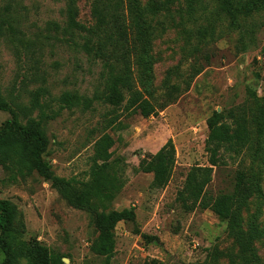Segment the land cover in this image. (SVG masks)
Returning <instances> with one entry per match:
<instances>
[{"label":"rangeland","instance_id":"obj_1","mask_svg":"<svg viewBox=\"0 0 264 264\" xmlns=\"http://www.w3.org/2000/svg\"><path fill=\"white\" fill-rule=\"evenodd\" d=\"M78 8V21L92 25L88 1L79 0ZM64 10V0H0V94L11 105H34L31 117L44 113L48 143L43 158L59 177L85 183L96 141L104 135L111 138L115 168L109 172L118 177L121 188L107 209L134 207L136 218L116 225L110 264L237 263V248L225 222L183 191L191 169L209 166L205 141L207 119L214 111H264V8L252 15L255 26L248 33L228 31V22L217 20L216 34L221 37L207 43L192 38L190 44L180 27L158 26L151 84L143 91L155 108L149 117L125 110L124 102L114 106L107 100L103 62L82 48L83 37L70 36ZM215 15H208L209 22L223 16ZM201 25L208 26L206 21ZM194 67L201 71L190 79ZM134 78L141 89L138 76ZM65 92L78 94L84 102L66 106L60 101ZM169 93L173 100L162 108ZM9 119L8 112L0 111V128ZM249 136L255 149L264 130L250 131ZM168 139L175 147L173 172L165 187L154 189L152 175L141 172L139 164ZM236 167L237 162L230 161L213 167L204 194L230 191ZM0 200L15 207L12 228L24 245L45 246L64 264H104L103 257L90 251L101 208L72 206L36 173L20 176L1 165ZM244 217L256 218L261 228L254 248L257 263L264 264L263 196L250 199ZM3 258L0 250V263Z\"/></svg>","mask_w":264,"mask_h":264},{"label":"trees","instance_id":"obj_2","mask_svg":"<svg viewBox=\"0 0 264 264\" xmlns=\"http://www.w3.org/2000/svg\"><path fill=\"white\" fill-rule=\"evenodd\" d=\"M78 1L64 0L67 31L71 37H83L82 48L102 60L107 100L114 106L124 102L125 110L139 111L144 117L155 112L143 91L151 84L154 62L151 51L158 26L162 29L180 27L190 44L195 38L197 44L207 43L221 37V33L216 34L217 20L227 21L228 31L248 33L255 26L252 15L264 8V0H87L93 24L86 26L78 21ZM215 11V16L218 12L223 16L209 22L208 15ZM201 21H206L208 26L202 28ZM192 27H196L195 31ZM194 48L197 52L195 44ZM192 71L190 79L198 75L201 68L194 67ZM135 75L141 89L134 84ZM172 100L173 95L169 93L161 107ZM60 101L71 107L84 99L76 93L65 92ZM34 108V105H11L0 94V111L10 115L0 128V165L20 176L36 173L72 206L101 208L94 220L97 235L90 244V251L103 257L104 264H110L116 225L121 221L134 223L136 218L134 207L121 211L107 209V202L121 188L118 177L109 172L115 168L109 151L113 142L107 135L96 141L90 178L85 183L59 177L43 158L48 143L43 125L46 116L40 111L38 118L31 117ZM207 127L205 151L209 166L191 169L183 192L198 200L201 209H209L225 222L228 235L237 248L239 263L231 261V264H258L254 244L261 228L256 218L246 221L244 211L253 196L261 195L264 201V138L251 149L249 136L250 131L264 130V111L256 107H241L236 113L233 110L214 111L207 119ZM228 161L237 162L231 190L206 196L204 188L211 181L213 167L226 165ZM174 163L175 147L168 139L157 152L141 159L139 169L152 175V188L162 189L170 180ZM15 213L13 205L0 200V250L4 254L0 264H22V261L26 264H64L57 252L40 244L24 245L17 239L12 228ZM142 238L147 242L151 240L145 234ZM149 264H157V261Z\"/></svg>","mask_w":264,"mask_h":264}]
</instances>
